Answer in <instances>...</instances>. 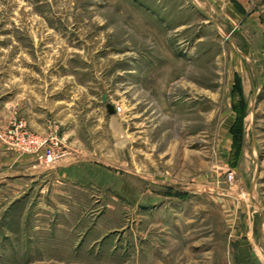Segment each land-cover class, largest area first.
Masks as SVG:
<instances>
[{"label":"rangeland","instance_id":"obj_1","mask_svg":"<svg viewBox=\"0 0 264 264\" xmlns=\"http://www.w3.org/2000/svg\"><path fill=\"white\" fill-rule=\"evenodd\" d=\"M205 2L0 0V143L52 168L0 190V264H221L264 222V46Z\"/></svg>","mask_w":264,"mask_h":264},{"label":"crops","instance_id":"obj_2","mask_svg":"<svg viewBox=\"0 0 264 264\" xmlns=\"http://www.w3.org/2000/svg\"><path fill=\"white\" fill-rule=\"evenodd\" d=\"M207 7H214L223 13L222 18L231 31L243 33L256 32L264 46V10L256 5L255 0H208ZM212 9V8H211ZM263 19V20H262ZM249 24V26H247ZM256 24V25H255ZM264 50V47L263 49ZM6 107V108H5ZM8 115L7 106L0 101V115ZM7 117V116H6ZM1 121V120H0ZM14 156L0 143V190L6 195L19 193L27 182L42 176L51 175V169L38 164L31 156ZM10 187H16L11 188ZM5 196V195H4ZM8 199V197H6ZM5 198H0L4 201ZM222 243L221 264H264V222L247 221L227 225Z\"/></svg>","mask_w":264,"mask_h":264},{"label":"built area","instance_id":"obj_3","mask_svg":"<svg viewBox=\"0 0 264 264\" xmlns=\"http://www.w3.org/2000/svg\"><path fill=\"white\" fill-rule=\"evenodd\" d=\"M117 112H121L120 107H117ZM9 135V140L6 142L9 148L22 153L34 154L43 160L46 165H52L69 155L66 146L55 136L42 138L33 135L28 132L23 122L11 130ZM231 178L232 176L230 175L229 179Z\"/></svg>","mask_w":264,"mask_h":264},{"label":"water","instance_id":"obj_4","mask_svg":"<svg viewBox=\"0 0 264 264\" xmlns=\"http://www.w3.org/2000/svg\"><path fill=\"white\" fill-rule=\"evenodd\" d=\"M256 264H259L258 262H256Z\"/></svg>","mask_w":264,"mask_h":264}]
</instances>
